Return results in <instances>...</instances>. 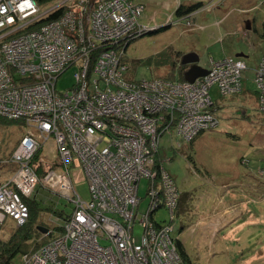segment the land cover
Listing matches in <instances>:
<instances>
[{"label": "built area", "instance_id": "obj_1", "mask_svg": "<svg viewBox=\"0 0 264 264\" xmlns=\"http://www.w3.org/2000/svg\"><path fill=\"white\" fill-rule=\"evenodd\" d=\"M145 8L135 0H0V118L28 126L4 161L16 169L0 184V225L8 217L17 226L27 223L25 198L39 184L74 204L62 232L21 255V264H182L174 226L157 216L165 208L173 222L179 207L178 186L157 159L161 139L170 132L193 141L217 127L210 89L243 92L248 67L227 56L212 59L208 74L193 82L128 79V45L157 28L141 23ZM70 67L75 81L59 90ZM255 82L264 112V56ZM50 139L56 166L41 157L47 168L40 172L34 158ZM80 180L88 182V200L76 190Z\"/></svg>", "mask_w": 264, "mask_h": 264}, {"label": "rangeland", "instance_id": "obj_2", "mask_svg": "<svg viewBox=\"0 0 264 264\" xmlns=\"http://www.w3.org/2000/svg\"><path fill=\"white\" fill-rule=\"evenodd\" d=\"M135 1L146 6L140 17L143 25L158 28L172 24L130 42L125 60L133 79L163 76L178 80L179 67L172 64L177 54L181 63L182 56L191 51L198 54L199 65L207 69L212 59L246 55L248 68L243 72L242 93L224 96L218 85L210 89L219 118L217 127L193 141L170 132L162 137L157 159L174 178L180 204L173 222L165 208L157 216L166 219L163 224L174 226L171 235L184 243L191 264H264V112L258 108L255 82V68L264 56V0H203V7L189 17L190 25L186 24L188 18L175 14L176 0ZM195 1L190 0V4ZM159 52H164L166 63L157 66L156 62H138ZM75 71L70 67L62 74L59 90L72 86ZM27 131L28 126L21 123L0 124V173H12L15 164L4 161ZM55 154V143L50 139L41 157L51 164ZM73 177L79 179L78 174ZM74 183L84 200L91 198L86 180ZM146 193L147 180L143 179L139 188L141 208L150 202ZM31 199L38 204L37 223L50 230L62 226L74 209L73 202L42 184ZM59 210L63 217L57 216ZM14 230L8 217L0 228V237L6 239ZM15 264H21V256L16 257Z\"/></svg>", "mask_w": 264, "mask_h": 264}, {"label": "trees", "instance_id": "obj_3", "mask_svg": "<svg viewBox=\"0 0 264 264\" xmlns=\"http://www.w3.org/2000/svg\"><path fill=\"white\" fill-rule=\"evenodd\" d=\"M40 5H47L51 4L53 2L59 1V0H36ZM203 0H197L194 3L190 4V0L186 3L179 4L175 9V14L179 18H185L188 17V15L193 14V12L201 9L204 5ZM65 6L61 7L59 10H57L55 13L51 14L46 20H51L56 18L57 16L61 15L64 10ZM190 17V16H189ZM188 17L189 21L190 18ZM191 23V22H190ZM187 24V21H186ZM190 25V24H188ZM170 25H165L162 27H158L152 31H149L148 33H154L161 31L162 29L168 28ZM129 46V45H128ZM164 52L155 53L154 55L147 56L145 58H142L138 60V62H142L145 64H152L154 62L158 65L164 64L167 62V59L162 57ZM124 61L126 62L125 58ZM127 63V62H126ZM173 67H179L180 71V79L173 80V81H184L185 79V72L188 70L190 64L183 65L180 63V57L177 54L176 62L172 64ZM178 65V66H177ZM130 69V67H129ZM155 77H161L163 76H155ZM166 78V77H165ZM128 79L130 80H136L133 79L131 76L128 75ZM169 79V78H166ZM172 80V79H169ZM244 91V90H243ZM242 93V92H241ZM258 93V91H257ZM259 97V94H258ZM215 112V106L212 109ZM13 123H21L23 124V121L16 120V119H7V118H0V124L9 125ZM42 150H39V152L36 154L34 158V163L37 165L40 172H45V168L47 166L40 163L39 158L41 157ZM51 167H55V163L50 164ZM25 201L27 202L29 209H30V217L27 221V223L23 226H16L15 230L11 233V235L3 239L0 237V264H15V259L17 256H21L26 252L35 250L42 246L43 244L47 243L50 239H52L55 235L62 232V226H56L53 227V230H49V232H45L44 230L40 229L43 225L37 223L39 219V208L38 204L35 202L34 199L31 198H25ZM180 201V199H179ZM180 204V202H179ZM70 215V214H69ZM57 216L63 217V212L58 211ZM68 215L65 217L67 219ZM64 219V220H65ZM2 225H0L1 228ZM44 227V226H43ZM48 228V227H47ZM58 233H55V231ZM179 252L182 256V264H191L190 258L187 253V250L181 240H176Z\"/></svg>", "mask_w": 264, "mask_h": 264}, {"label": "water", "instance_id": "obj_4", "mask_svg": "<svg viewBox=\"0 0 264 264\" xmlns=\"http://www.w3.org/2000/svg\"><path fill=\"white\" fill-rule=\"evenodd\" d=\"M247 28H251L250 25H247ZM246 55H244L243 53H238L237 57H245ZM199 56L196 52L191 51L188 53H185L182 58H181V64L186 65V64H190L188 70L185 72V79L187 81H195L198 77H202L208 74V69L204 68L202 66L199 65ZM40 229L44 230L45 232H47L49 230V228L47 227H41Z\"/></svg>", "mask_w": 264, "mask_h": 264}, {"label": "crops", "instance_id": "obj_5", "mask_svg": "<svg viewBox=\"0 0 264 264\" xmlns=\"http://www.w3.org/2000/svg\"><path fill=\"white\" fill-rule=\"evenodd\" d=\"M178 1V3L179 2H181V1H184V0H176V2ZM194 13V12H193ZM238 54V53H237ZM237 54H236V56H237ZM235 56V57H236ZM55 143V142H54ZM7 163V162H6ZM14 169H13V171H12V173H10L9 174V171H7V173L6 174H4V173H0V184H3V183H5L6 181H8L10 178H11V176L13 175V173H14V171H15V169H16V166L14 165ZM13 223H14V221H13ZM14 225H15V223H14ZM184 244V243H183ZM185 246V245H184ZM186 248V247H185ZM187 250V249H186ZM187 253H188V251H187ZM188 255H189V253H188Z\"/></svg>", "mask_w": 264, "mask_h": 264}, {"label": "flooded vegetation", "instance_id": "obj_6", "mask_svg": "<svg viewBox=\"0 0 264 264\" xmlns=\"http://www.w3.org/2000/svg\"><path fill=\"white\" fill-rule=\"evenodd\" d=\"M186 1H189V0H184V1H181V2H179L178 4H177V6L179 5V4H183V3H186ZM171 19V18H170ZM172 24V22L171 23H169V24H166V25H171ZM240 58H243L244 59V57H240ZM245 60V59H244ZM48 233V232H47Z\"/></svg>", "mask_w": 264, "mask_h": 264}, {"label": "bare ground", "instance_id": "obj_7", "mask_svg": "<svg viewBox=\"0 0 264 264\" xmlns=\"http://www.w3.org/2000/svg\"><path fill=\"white\" fill-rule=\"evenodd\" d=\"M179 199H180V191H179ZM47 232H49V230Z\"/></svg>", "mask_w": 264, "mask_h": 264}]
</instances>
